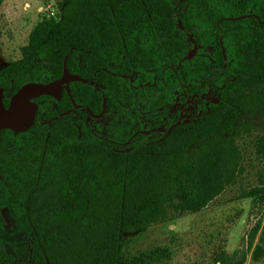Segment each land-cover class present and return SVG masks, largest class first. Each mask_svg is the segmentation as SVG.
<instances>
[{"label": "trees", "instance_id": "trees-1", "mask_svg": "<svg viewBox=\"0 0 264 264\" xmlns=\"http://www.w3.org/2000/svg\"><path fill=\"white\" fill-rule=\"evenodd\" d=\"M59 15L25 56L0 68L5 106L23 84L58 79L64 58L80 78L59 100L32 99L28 131H0V206L30 229L28 264H117L121 235L145 230L147 218L156 220L182 193L195 170L189 148L231 132L251 110L245 88H264V0H70ZM186 34L198 46L189 58ZM223 76L215 103L145 141L137 135L126 146L86 125L89 111L129 108L142 89L159 92L151 104L158 108L169 99L165 85L179 81L192 94ZM74 105L80 108L71 116ZM130 126L118 119L113 131ZM250 196L264 199L260 189ZM5 226L0 211V231ZM251 247L259 261L264 224L251 228L245 248L220 253L215 264H243ZM7 260L0 242V264Z\"/></svg>", "mask_w": 264, "mask_h": 264}, {"label": "rangeland", "instance_id": "rangeland-1", "mask_svg": "<svg viewBox=\"0 0 264 264\" xmlns=\"http://www.w3.org/2000/svg\"><path fill=\"white\" fill-rule=\"evenodd\" d=\"M68 1L0 0V68L25 56L46 24L60 19V9ZM51 9L57 13L54 17ZM186 35L185 58H189L197 54L198 46ZM225 79L192 94L179 81L173 87L165 85L169 99L158 108L151 104L159 92L145 88L131 107L102 110L96 117L88 114L86 125L97 137L128 146L138 140L137 135L142 141L159 134L165 125L197 118L218 100L217 84ZM243 94L253 97L251 110L239 115L231 132L213 134L189 148L195 170L184 178L182 193L158 211L156 220L155 214L147 218L145 230L121 235L117 264H215L220 253L231 255L245 248L251 228L264 224V199L253 203L250 196L256 189L264 196V88L246 87ZM75 110L79 109L75 107L71 116ZM122 118L131 126L115 133V120ZM0 211L6 221L0 231V242L8 253L6 264H28L30 229L13 218L6 205ZM23 245L25 254H12V248ZM252 252L253 247L243 264H264V256L255 261Z\"/></svg>", "mask_w": 264, "mask_h": 264}, {"label": "water", "instance_id": "water-1", "mask_svg": "<svg viewBox=\"0 0 264 264\" xmlns=\"http://www.w3.org/2000/svg\"><path fill=\"white\" fill-rule=\"evenodd\" d=\"M236 19V18H235ZM63 60L61 76L47 82H27L10 96L7 106L3 103L2 90L0 89V131L10 130L14 133L28 131L34 124L37 104L32 99L40 96H48L59 100L63 92L69 94V83L80 80L77 74H70ZM70 96V95H69ZM71 98V96H70ZM76 108H80L74 105ZM88 114L96 117L90 111Z\"/></svg>", "mask_w": 264, "mask_h": 264}, {"label": "flooded vegetation", "instance_id": "flooded-vegetation-1", "mask_svg": "<svg viewBox=\"0 0 264 264\" xmlns=\"http://www.w3.org/2000/svg\"><path fill=\"white\" fill-rule=\"evenodd\" d=\"M163 131H164V127L163 128H161V131L159 132V134H162L163 133ZM158 135V134H157ZM154 136H151L150 138H153ZM150 138H148V139H150ZM145 140H147V139H143L142 141H145ZM7 255H8V253H7ZM28 256H29V254H28ZM29 260V259H28ZM8 261V260H7ZM7 263V262H6ZM5 263V264H6Z\"/></svg>", "mask_w": 264, "mask_h": 264}, {"label": "built area", "instance_id": "built-area-1", "mask_svg": "<svg viewBox=\"0 0 264 264\" xmlns=\"http://www.w3.org/2000/svg\"><path fill=\"white\" fill-rule=\"evenodd\" d=\"M49 14H50L51 17H54L57 13H55V12L53 11V9H51L50 12H49Z\"/></svg>", "mask_w": 264, "mask_h": 264}]
</instances>
